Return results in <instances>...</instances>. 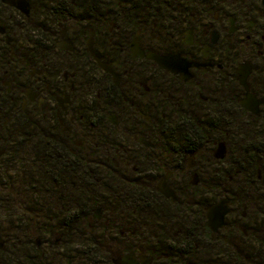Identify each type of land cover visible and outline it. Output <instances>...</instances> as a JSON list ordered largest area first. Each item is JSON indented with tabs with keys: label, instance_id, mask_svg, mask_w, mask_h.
<instances>
[{
	"label": "flooded vegetation",
	"instance_id": "af4514ba",
	"mask_svg": "<svg viewBox=\"0 0 264 264\" xmlns=\"http://www.w3.org/2000/svg\"><path fill=\"white\" fill-rule=\"evenodd\" d=\"M0 264H264V0H0Z\"/></svg>",
	"mask_w": 264,
	"mask_h": 264
},
{
	"label": "water",
	"instance_id": "95a60500",
	"mask_svg": "<svg viewBox=\"0 0 264 264\" xmlns=\"http://www.w3.org/2000/svg\"><path fill=\"white\" fill-rule=\"evenodd\" d=\"M151 58H153L161 67L168 68V60L160 58L158 56H153ZM208 220H209V226L214 228V210L211 208L209 209L208 212Z\"/></svg>",
	"mask_w": 264,
	"mask_h": 264
}]
</instances>
